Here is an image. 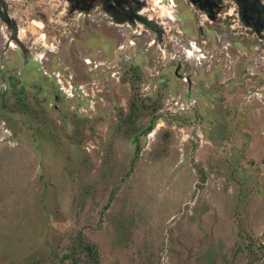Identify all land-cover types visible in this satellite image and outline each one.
Listing matches in <instances>:
<instances>
[{"label": "rangeland", "instance_id": "374dc122", "mask_svg": "<svg viewBox=\"0 0 264 264\" xmlns=\"http://www.w3.org/2000/svg\"><path fill=\"white\" fill-rule=\"evenodd\" d=\"M78 24L29 56L0 25V264H264L263 62L173 30L112 66L125 29Z\"/></svg>", "mask_w": 264, "mask_h": 264}, {"label": "flooded vegetation", "instance_id": "af4514ba", "mask_svg": "<svg viewBox=\"0 0 264 264\" xmlns=\"http://www.w3.org/2000/svg\"><path fill=\"white\" fill-rule=\"evenodd\" d=\"M182 6L193 20L194 40L176 28L178 25L169 14ZM80 17L86 28L125 29L122 41L112 50L114 55L108 62L112 66L126 58L127 55L120 56L128 53L123 51L125 42L133 44L132 38H142L150 31L155 38L149 47L155 45L161 54L166 49L172 53L173 30L184 40L189 56H223L220 42L226 39L251 49L255 61L264 64V0H0V25L8 33L7 43L15 44L25 56L30 55L34 35L43 34L48 42H58L75 31ZM25 29L28 37L21 34ZM209 32L215 35V54ZM118 49L122 52H116ZM169 62L162 61L157 70H163Z\"/></svg>", "mask_w": 264, "mask_h": 264}, {"label": "trees", "instance_id": "16d2710c", "mask_svg": "<svg viewBox=\"0 0 264 264\" xmlns=\"http://www.w3.org/2000/svg\"><path fill=\"white\" fill-rule=\"evenodd\" d=\"M150 125H152V124H150ZM150 128H151V126H149L147 129L149 130ZM138 150H139V147H138V144H137L136 153L138 152ZM86 248L89 249L88 246H86ZM89 250H90V249H89Z\"/></svg>", "mask_w": 264, "mask_h": 264}, {"label": "built area", "instance_id": "2783aa9c", "mask_svg": "<svg viewBox=\"0 0 264 264\" xmlns=\"http://www.w3.org/2000/svg\"><path fill=\"white\" fill-rule=\"evenodd\" d=\"M170 2H172V0H169Z\"/></svg>", "mask_w": 264, "mask_h": 264}, {"label": "bare ground", "instance_id": "6f19581e", "mask_svg": "<svg viewBox=\"0 0 264 264\" xmlns=\"http://www.w3.org/2000/svg\"><path fill=\"white\" fill-rule=\"evenodd\" d=\"M87 62H89L88 60H86Z\"/></svg>", "mask_w": 264, "mask_h": 264}]
</instances>
